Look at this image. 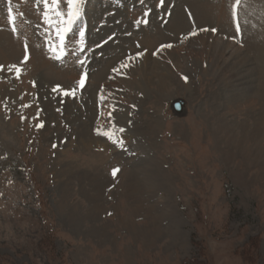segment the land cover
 Segmentation results:
<instances>
[{
  "label": "rangeland",
  "instance_id": "rangeland-1",
  "mask_svg": "<svg viewBox=\"0 0 264 264\" xmlns=\"http://www.w3.org/2000/svg\"><path fill=\"white\" fill-rule=\"evenodd\" d=\"M235 2L82 0L57 60L43 4L0 0V264H264V140L214 136L264 123V101L224 106L225 66L264 97V0L239 33Z\"/></svg>",
  "mask_w": 264,
  "mask_h": 264
},
{
  "label": "bare ground",
  "instance_id": "bare-ground-1",
  "mask_svg": "<svg viewBox=\"0 0 264 264\" xmlns=\"http://www.w3.org/2000/svg\"><path fill=\"white\" fill-rule=\"evenodd\" d=\"M238 58L239 56L236 55L233 60H236ZM238 67H241V65H238L237 68ZM223 68L225 69L224 74L221 75L220 79L221 81H223V83H225L223 95H224V106L226 107V109L231 110L232 108H236V106L239 109L242 103L247 104L248 102L252 100L253 102H256V103H263L261 101H264V97L257 94L256 87L253 86L254 83H260V80L257 79L258 77L257 70L255 71V69H251L250 75H249L250 77L247 78L245 76L246 77L245 78L244 75L250 70L249 67H247L248 69L247 68L244 69L242 67L240 70H237V71L235 70L236 67L229 69L228 66H225ZM247 79H251V82L249 84L243 82ZM250 87L251 89L245 92V89L250 88ZM250 120H251V123H253L254 126H256L255 128L250 129L248 125H244L242 123L240 125H237L236 127V131L239 130L241 132L239 134L241 136V139L244 140L246 136H250L252 141L255 138L257 139L256 143L255 142L249 143L251 145L250 149L246 147L248 144H246L245 141L241 139L237 141L234 140V137L232 135L236 134L235 133L236 131L233 132L235 126L233 127V124H229L225 121H220L218 126L214 130V136H215L216 141L221 144L227 143L229 146L236 148L238 150V153L241 154L242 156H246L248 153L250 154L252 149H254L255 151H258L257 146H259L260 143L264 140V123H261L259 118L251 117ZM255 153L257 154V152ZM257 155H260V154L258 153ZM87 178L88 177H86L85 179L87 180Z\"/></svg>",
  "mask_w": 264,
  "mask_h": 264
},
{
  "label": "snow or ice",
  "instance_id": "snow-or-ice-1",
  "mask_svg": "<svg viewBox=\"0 0 264 264\" xmlns=\"http://www.w3.org/2000/svg\"><path fill=\"white\" fill-rule=\"evenodd\" d=\"M63 2V0H37V3H42L44 7V11L42 13V18L44 22L48 25H50L58 38V43H49V51L52 53L53 57L57 60H60L64 58L68 54V47L66 44V35L72 31V25L76 22L77 19L80 17V4L82 3V0H66V7L67 12H63L60 10V4ZM164 0H160L161 6L163 5ZM241 5V0H236L235 4L233 5V19L236 22V29L239 33L241 30V23L237 18V11L236 9ZM9 13H11V8H9ZM55 17V19H53ZM10 23L14 25V19L10 18ZM144 23H147L145 20ZM13 31L16 32L17 29L15 25L13 26ZM212 31H215V29H212ZM195 34V33H193ZM83 36L84 32L81 30L79 32L80 40L78 41L79 45H83ZM27 47V45H25ZM162 48L164 47H172L171 44L168 45H162ZM80 51H83V47H80ZM75 55V52L72 53ZM155 54V53H154ZM142 55L141 53H137V56ZM27 59V58H26ZM129 60L132 59V57L128 58ZM79 63L83 64L84 61H79ZM128 63H121L119 68H114V72H118L121 68L128 67ZM3 66H0L2 68ZM15 69V72L17 76H19V73L22 71V69L17 65H11L10 70ZM185 80H187V77H184ZM84 78L82 77L79 81V86H84ZM55 90V89H54ZM74 90H68L64 92V95H74ZM111 116V113H109ZM43 125H38V127H42ZM115 131L123 132V128L115 129L113 131L105 132L104 134L107 135L110 139L115 135ZM122 143V141H119ZM119 171V169H113V175L115 176L116 173Z\"/></svg>",
  "mask_w": 264,
  "mask_h": 264
},
{
  "label": "water",
  "instance_id": "water-1",
  "mask_svg": "<svg viewBox=\"0 0 264 264\" xmlns=\"http://www.w3.org/2000/svg\"><path fill=\"white\" fill-rule=\"evenodd\" d=\"M170 110L173 116L182 118L186 113V104L183 100H175L171 102Z\"/></svg>",
  "mask_w": 264,
  "mask_h": 264
}]
</instances>
